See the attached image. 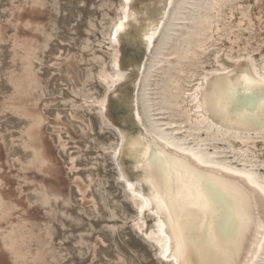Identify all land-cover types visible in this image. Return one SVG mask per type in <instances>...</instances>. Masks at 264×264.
Instances as JSON below:
<instances>
[{"label": "rangeland", "instance_id": "374dc122", "mask_svg": "<svg viewBox=\"0 0 264 264\" xmlns=\"http://www.w3.org/2000/svg\"><path fill=\"white\" fill-rule=\"evenodd\" d=\"M119 4L0 0V264H166L112 154L121 130H136L111 79V61L134 44L108 42ZM246 57L264 64V0H173L143 56L134 112L264 176V129L213 126L192 99L203 73Z\"/></svg>", "mask_w": 264, "mask_h": 264}, {"label": "bare ground", "instance_id": "6f19581e", "mask_svg": "<svg viewBox=\"0 0 264 264\" xmlns=\"http://www.w3.org/2000/svg\"><path fill=\"white\" fill-rule=\"evenodd\" d=\"M172 1L120 0L117 15L108 19L109 43H134L111 61L112 81L121 80L117 104L128 107L136 126L121 130L114 144L112 154L124 166L118 176L135 200L138 228L166 264H257L264 254V176L154 130L134 112L143 56ZM17 46L19 57L30 53V47ZM223 65L194 84L196 113L232 131L264 129V64L246 57ZM123 69L131 73L119 74ZM100 73L107 76L106 68ZM113 96L100 98L105 108L116 101Z\"/></svg>", "mask_w": 264, "mask_h": 264}, {"label": "snow or ice", "instance_id": "6c2138e0", "mask_svg": "<svg viewBox=\"0 0 264 264\" xmlns=\"http://www.w3.org/2000/svg\"><path fill=\"white\" fill-rule=\"evenodd\" d=\"M261 191H264V189H261ZM215 195H218V194H215ZM166 196H167V199L171 202V200H172V193L171 192H168V193H166ZM179 251H180V246H179V244H177V252H179Z\"/></svg>", "mask_w": 264, "mask_h": 264}]
</instances>
